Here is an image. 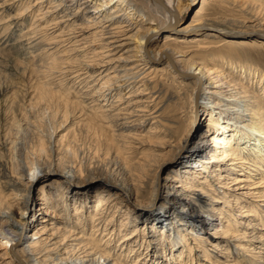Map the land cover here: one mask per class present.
Here are the masks:
<instances>
[{"label":"rangeland","instance_id":"1","mask_svg":"<svg viewBox=\"0 0 264 264\" xmlns=\"http://www.w3.org/2000/svg\"><path fill=\"white\" fill-rule=\"evenodd\" d=\"M26 1L0 0V123L3 119V126L8 127L12 124L13 111L8 107L13 102L15 95H18L19 98L21 92L25 91L27 93L26 105L33 103L36 107L32 121L41 124L50 118L54 123V128L57 130L55 154L48 153L41 155V158L45 161L53 162L59 167L75 164L73 166L81 170L83 172L82 175L86 179L83 180V184L74 183V190L72 188L70 190L71 193L75 190L82 192L81 194L83 195L80 199L83 198V200H79V202L87 204L85 208L80 207V209H84V216H81V219L82 227L85 228L83 232H85L86 236L84 234L73 236L70 240L64 242V238L59 235L54 239V236H52L54 230L51 231L52 228H48L45 235L40 234L34 238L35 242H38L36 245L37 250L44 251L46 248L43 253V255H46L49 250L56 252V249L60 247L61 250L64 249L66 246L64 245L63 247L64 243L68 244V246L75 244L78 248H82L85 245H89L90 240L96 242L100 239L104 242L107 238L108 241H106L116 247L121 243L120 239L123 236L117 237L120 229H123V233L130 234L134 232L136 227H139L143 236L133 239L132 242H127L124 248L129 250L130 247H138L137 250H140L141 259L138 264H180L181 262V264H192L191 260H189L191 258L190 250H193L194 264H204V259L210 257L204 253L206 249H208L207 252H210L211 257L214 256L219 259L220 264H235V260H238L236 261L237 264H264V198L244 197L243 194H247L251 189L236 190L235 187L238 186L233 187L229 181L224 182L229 183L225 186V184H220L215 179H211L208 175L206 177L210 186L200 185V181L204 177L200 167H197L195 172H192L196 178L194 184L191 185L193 190L190 191L187 188H182V190L187 195H194L193 197H198L202 192L208 195L213 191H218L217 195H219V198H224L226 192H228L227 189H233L227 200L228 203L231 202L233 204L231 213L236 207V197H244L243 201L248 203L243 205L245 212L243 211V218L239 220L241 230L247 231L249 234L248 238L234 240L215 236V239H213L215 241L212 243L221 242V244L218 243L220 251L208 244L203 245L201 242L194 241L199 231H196L195 234L190 233L192 231V216L183 208H180L179 205H174L167 198L163 202L164 204L159 210L157 217L149 220L143 218L144 216H140L147 213L148 208L154 206L148 204L147 199L153 186L157 167L163 162L161 167L162 177H166L169 176V172L172 169L178 168L180 170L181 165H183H178L179 162L175 160L178 158L176 156L177 152L182 148L180 140L188 134H194L197 128L196 118L192 116L194 83L189 80L182 82L176 79L165 61L155 63L154 66H146L143 60L140 61L142 58L138 57L139 52L132 50L134 47L133 43H127L123 48L117 49L107 58L106 56L103 58V53L99 54L100 51H103L99 43H92L89 47L75 43L69 38L72 33L69 34L70 28H67V25H57L55 27L56 21H51L54 18L58 20V16H61V14L49 18L50 22L48 21L43 24V27L38 28V11L40 9L38 6L43 5V8L47 10L51 7L53 0H45V3H42V0ZM153 1L157 2L152 0L150 4H153ZM196 1L191 17L187 21L185 20L184 24H189L191 19L196 18L213 20L217 25H212L211 23L209 25L212 29L220 31H205L209 28L206 27L204 31L200 32L201 34L192 33L185 38L174 35L171 36L172 39L166 41L168 32L164 30L163 34L156 39L153 49L160 50L169 45L171 48L185 52L187 59L198 63L210 57H215L216 59L222 56L243 65L251 64L264 72V0ZM133 3L137 4L143 11L145 19L146 17L156 18L154 13H151L152 9H148L144 1L133 0ZM28 5L33 6L31 13L23 16L22 13L27 10L26 6ZM114 27L121 28L122 25H115ZM146 27L147 25H144L142 30H145ZM94 31L96 32V30H91V33H94ZM208 32L214 35L208 36ZM52 37L57 39L52 40ZM41 41H43L44 45ZM206 47L209 49H206ZM122 59L123 61H121ZM95 64L96 66H94ZM88 65L91 67L89 68ZM217 66L220 65L217 64ZM134 75L136 78H134ZM236 78L240 81L243 80L241 76ZM256 81H258L257 78L255 79V85L252 86L253 82L250 83V81L245 80L243 86L261 95V91L257 89L260 84ZM105 83H113V85L125 84L121 92L114 93L115 95L111 99L110 105L117 104L115 102L120 97L125 99L128 94L135 92L132 106L133 109L135 108L138 111L136 116H139L138 118L140 119L136 117L139 121H135L136 124L140 122L142 124V127L137 128L138 131L135 129L131 133L129 131L122 133L120 128H115L114 117H116V114H126V111L121 112V110L127 106L129 100H125L122 102L123 104L120 103L119 107L116 105L118 107L116 112L114 111L111 114L104 111L105 113L101 114L99 109L104 104V101L98 88H101ZM46 86L58 93L53 99L44 101L45 104L43 102L39 103L38 90ZM78 103L82 105H77ZM142 116L143 120L141 119ZM110 117L112 121H110ZM123 117L124 115H120L118 119V122H121L120 124L125 122ZM105 118L109 120L106 121ZM208 118H210L208 114L202 117L205 120V124L206 121H209ZM129 125L132 126L131 123ZM44 147H48L46 142ZM121 168L126 172H122L125 177H121V179L128 184H133L135 188L139 186L143 188L140 194L135 193L136 195L134 194L133 196L132 202L138 205L137 209L134 208L133 210L132 205H127V203L119 205V209H115L118 201L113 195L114 192L105 190L108 186L107 183L110 180H114V176L121 174ZM183 177L186 178L185 183H183L185 185L188 183V177L186 175H183ZM54 179V175L49 174L36 183L33 189L34 198L37 199L36 203L38 206L32 208V211L36 215L35 220L37 222L29 235H33L36 231H39V227L50 223H54L56 226L66 220L77 222L76 218L73 217L76 213L70 208L74 203L73 199L75 197L73 194H67V199L59 202L62 205H66L67 209L63 208V206L56 207L53 204L54 202L48 206L47 200H52V194L49 195L50 197L47 196L48 198H43L42 190L48 189L46 188L47 184L54 181ZM170 183L172 184L171 186L179 185V183L174 184L173 181ZM49 191H54V186H50ZM4 193L0 189V199L4 198L1 195ZM206 198L201 200L206 201ZM101 200H109L108 205L110 204L113 207L109 208L108 211L106 210L108 213L107 217L103 218L101 234L104 233L106 228L107 235L99 236L97 234L95 237L92 230V217L96 214L95 211L98 206L96 202ZM211 204V202H206L205 205L200 206L198 203L197 206L210 209L212 207ZM159 205L160 203H157L155 208ZM213 205L217 206L218 204L214 203ZM252 206L255 209H251ZM47 207L55 211L56 214L46 215L42 209ZM256 208L259 213L262 211L257 218L253 217L255 214L252 212V210L257 211ZM174 210L180 212L181 217L172 220L170 223L172 232L166 233L164 231L163 233L157 227L158 219L164 218L163 215L171 219ZM217 217H220V215H217ZM224 217L225 220L223 219V221L230 219V217L223 215L222 218ZM112 218L113 221L111 222ZM180 219L182 220L180 221ZM45 220L49 222H45ZM250 223H253L255 229L248 230V228H254ZM0 225V229H4L6 231L5 234L9 236L11 234L10 225L5 224V221H1ZM112 232H114L113 236ZM207 232L213 234L211 229ZM238 233L237 235H240L243 232ZM184 236L188 240L189 246L184 245L182 247L184 242L180 240ZM109 237L112 239H109ZM2 238L0 236L1 240ZM237 243L243 245L246 250L242 251V248L236 250L235 244ZM159 245H161V249L158 248ZM24 248L26 251L24 258L27 255L26 259L30 262L32 258L28 257L32 256V254L30 249L25 246V241L22 240L17 249L22 250ZM122 260L125 262L124 258L120 259L121 262ZM9 261L5 259L4 251L0 248V264H19L17 261Z\"/></svg>","mask_w":264,"mask_h":264},{"label":"bare ground","instance_id":"2","mask_svg":"<svg viewBox=\"0 0 264 264\" xmlns=\"http://www.w3.org/2000/svg\"><path fill=\"white\" fill-rule=\"evenodd\" d=\"M17 1L24 2L26 0ZM142 1H144L148 9H152L151 13H154L155 19L149 17L145 19L143 17V11L137 4L133 3V0H53L51 7L47 10L43 8V5L38 6L40 8L38 11L39 20L37 21L38 28L43 27V24L47 23L49 18L61 14V16H58V20H55V18L52 21L50 20L51 22L56 21L55 27H57V25H67L66 27L70 28L69 34L72 33L69 38L75 41V43L88 47L91 46L92 43H99L101 45V50H103L100 51L99 54L103 53V58L104 56L107 58L112 52L123 48L127 43H133L132 45L134 47L132 50L139 52L138 57L142 58L140 61L143 60L146 66H154L155 63L157 64L161 61H165L176 79L182 82L189 80L194 83L195 91L192 95V116L196 118L195 122L197 128L194 134H188L180 140L182 148L177 152L176 156H178V158L175 160L179 162L178 165H183H181L180 170L178 168L172 169L171 172H169V176L166 177H162L161 167L163 162L157 167L153 186L147 199L148 204L154 206L148 208V212L140 216H144L143 218L149 220L157 217L160 212L159 210L164 204L163 202L167 198L173 202L174 205H179L180 208H183V210L187 211L190 216H192V231L190 233L195 234L196 231H199V234H201L196 235L194 241L201 242L203 245L208 244L218 249V243L221 244V242L217 241V243H214L216 245H214L212 242L215 241L213 240L215 236H222L224 239L231 238L234 240L246 239L249 237V234L247 231L241 230V223L239 222V220L243 218V211L245 210L243 205L247 203L243 201V198L245 196H251L250 198H264V72L251 64L243 65L242 63L234 62L232 59L222 56L216 59L215 57H210L198 63L194 60L187 59L185 52L171 48L169 45L160 50L153 49L156 39L163 34L164 30L168 32L166 41L172 39L171 36L174 35L185 38L189 34L200 33L204 31L206 27H209V30L206 29L205 31L209 32H219L220 30L217 31L211 28L209 25L210 23L212 25H217L213 20L196 18L191 19L189 24H184L185 20L187 21L193 13V8L196 6L197 2L196 0H162L164 7L154 1L153 4H150L152 0ZM42 3H45V0H42ZM32 7V5L26 6L27 10L24 11L22 15L24 16V14L31 13ZM120 24L122 25L121 28L114 27L115 25L120 26ZM144 25H147V27L145 30H142ZM91 30H96V32L94 31V33H91ZM209 32L207 34L208 36L214 35ZM51 39L57 38L52 37ZM197 40L200 41L199 39ZM42 42L43 41H41V43ZM42 44L44 45V43ZM207 48L208 47H206V49ZM121 61H123V59ZM217 64L220 66H217ZM94 66H96V64ZM90 67L91 66H89V68ZM234 76H241L243 80L240 81ZM134 78H136L135 75ZM256 78L258 79L256 82L260 84V87L257 89L261 91V95L243 86L245 80L250 81V83L253 82L252 86H254ZM124 85L105 83L101 88H98L100 95L102 94L101 98L104 101L99 111L102 115L105 112L112 114L114 111L116 112L120 103L129 100L127 106L121 110V112L126 111V114L119 113L125 117H123V121H125L124 124L118 122L120 117L118 114L114 117L116 121H114V124L115 128H120L122 133H126L127 131L131 133L134 132L135 129L138 131L137 128L142 127L141 122L136 124L135 121L137 120L136 114L138 112L135 108L133 109L132 106L135 92L128 94V97L125 99L120 97L117 102H115L117 104L110 105V101L115 95L114 93L116 92L117 94L121 92ZM54 91L51 88H47V86L38 90V100L40 101L38 102L44 103V101H49L56 97L55 95H57L58 92ZM26 98L27 93L25 91L21 92L19 98L18 95H15L13 102L8 107L13 111L12 124L8 127L3 126V119L0 123V189L3 193L5 192L1 194L4 198L0 199V222L5 221V224L10 225L11 228V234L9 236L5 234L6 231L4 229H0V236L3 237L2 240L0 239V248L4 251L5 259L10 260L9 262L17 261L19 264H138L141 261L139 254L140 250H137L138 247H130L129 250H125L124 248L127 242H132L133 239L143 236L139 227H136L134 232L130 234L123 233V229H120L117 237H120V235L123 236L120 239L121 243L116 247L115 245L112 246V243L107 242L108 238L105 239L104 242L100 239L96 242L90 240L89 245H85L82 248H78L75 244L68 246V244L64 243L73 236L85 233L83 232L85 228L82 227L81 219V216H84V209H80V207L82 206V208H85L87 204L79 202V200H83V198L80 199L83 195L81 194L82 192L75 190L71 193L70 190L74 188V183L83 184V180L86 179L82 175L83 172L74 167L75 164H73L74 166L63 165L59 167V165L57 166L53 162L45 161L41 158V155H46L48 153L55 154L54 148L57 130L54 128V123L50 118V120L48 119L41 124L32 121L35 116L36 107L33 103L27 106L25 102ZM77 105L80 104L78 103ZM116 105L119 106L117 107ZM205 114H208L210 117L208 118L209 121H206V124L205 120L202 119ZM108 118H105V120H109ZM141 119L143 120V116ZM110 121H112L111 117ZM129 123H131L132 126L129 125ZM45 142L47 143V148L44 147ZM197 167H200V171L204 173L202 174L204 177L202 181H200V185H209L206 177L208 175L211 179H215L216 182L225 184V186L229 183L227 184L224 182L229 181L233 187L238 186L235 187L236 190L247 188V190L251 189L253 192L248 191L247 194H243L244 197H236V207L234 209L235 211L232 210V213L230 211L231 208H233V204L227 201L230 193L233 191L231 188L227 189L228 192H226L224 198H219V195H217L218 191H213L208 195L202 192L198 197L187 195L182 188H187L190 191L193 190V186L191 185L194 184L196 178L192 172H195ZM122 172L124 171L121 168V176H114L113 178L115 179L110 180L109 183H107L108 186L104 189L114 192L113 195L118 201L115 209H119V205H123L124 203L132 205L133 210L134 208L137 209L138 205L132 202L133 196L135 193L140 194L143 188L142 186L135 188L133 184L126 183L121 179V177H125ZM49 174L54 175L55 179L47 184L46 188L48 189L42 190L43 198H48L47 196L52 194V200H47L48 206L52 205V202H54L53 204H55L56 207L63 206V208L67 209L66 205H62V203L59 202L66 200L67 194H73L75 197L73 199L74 203L70 208L75 211L76 214L73 217L76 218L77 222L74 223L66 220L56 226L54 223H50L49 225L39 227V231H36L33 235H29L34 224L37 222L35 220L36 215L32 211V208L38 206L36 203L37 199L34 198L33 189L36 183L40 182ZM172 175L173 177H171ZM183 175L188 177V183L185 185L183 183H185L186 178L183 177ZM256 180H258V182H256ZM171 181H173L174 184L179 183V185L171 186ZM50 186H54V191L48 192ZM205 198L206 201L201 200ZM206 202L212 203L210 209L200 207L201 205H205ZM108 203L109 200L96 202V204H98L95 211L96 214L92 217V230L95 237L97 234H99V236L103 234L107 235L106 228L103 234H101V232L103 229V218L107 217L108 209L113 207L110 206V204L108 205ZM157 203H160V205L155 208ZM198 203L200 206H197ZM214 203L218 205L215 206L213 205ZM251 209H255V207L252 206ZM42 210L46 215L56 214L55 211H52L49 207ZM252 212L255 214L253 215L255 218L262 213V211L259 213L258 209L257 211L252 210ZM217 215H220V217H217ZM223 215L230 217V219L223 221V219L225 220V217L222 218ZM163 216L164 218H159L158 216L157 227L160 228L163 233L164 231L166 233L172 232L170 223L172 220L181 217L180 212L174 210L171 219L167 218L166 215ZM181 220L182 219H180V221ZM112 221L113 218L111 219V222ZM45 222L49 221L45 220ZM239 225L240 227L236 229ZM250 225H253V223H250ZM252 227H254V225ZM48 228H52L51 231L54 230L52 234L54 239L58 235L63 237L64 244H62L63 247L64 245L66 246L62 250L60 249L61 247L56 249V252L47 250L48 252L46 255H43L46 248L44 251L37 250L36 245L38 242H35L34 238L40 234L45 235ZM210 229L213 231V234L207 232L210 231ZM251 229H255V227L248 228V230ZM238 232L243 233L237 235ZM113 233L114 232H112V236ZM252 235L254 236V234ZM84 236L86 235L84 234ZM170 236H172V234H170ZM109 239L112 238L109 237ZM22 240L25 241V246L30 249V253L32 254V256L28 257L32 258L30 262L26 259L27 255L24 258L26 254L25 248L22 250L17 249ZM180 241L184 242L182 247H184V245L189 246L185 236ZM238 242L240 241L238 240ZM235 246L236 250L239 248H242V251L246 250L245 247L239 243L235 244ZM158 248L161 249V245H159ZM207 251L208 249H206L204 253L210 257L204 259L203 263L220 264L219 259L214 256L211 257L210 252ZM218 251H220V249H218ZM190 254L191 258L189 260L194 264L195 259L192 255L193 250H190ZM122 258L125 259V262L122 260L123 263L120 261ZM236 261L238 260H235V264H237Z\"/></svg>","mask_w":264,"mask_h":264},{"label":"water","instance_id":"3","mask_svg":"<svg viewBox=\"0 0 264 264\" xmlns=\"http://www.w3.org/2000/svg\"><path fill=\"white\" fill-rule=\"evenodd\" d=\"M158 2L159 5L163 6V1L162 0H156Z\"/></svg>","mask_w":264,"mask_h":264}]
</instances>
